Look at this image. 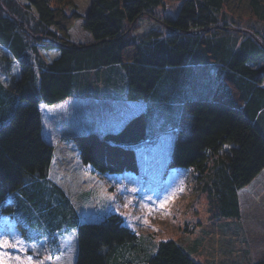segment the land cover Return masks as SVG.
Segmentation results:
<instances>
[{"label":"trees","instance_id":"16d2710c","mask_svg":"<svg viewBox=\"0 0 264 264\" xmlns=\"http://www.w3.org/2000/svg\"><path fill=\"white\" fill-rule=\"evenodd\" d=\"M54 1L0 0V64L6 72H0V214L15 220L28 243L75 232L72 264H199L181 244L155 242L115 213L81 219L50 177L53 146L43 135L41 106L80 97L145 103L119 130L77 137L81 162L104 175L136 173L144 140L156 141L182 122H225V136L207 137L199 146L190 140L185 163L210 207L224 218L238 217V191L264 168V32L238 42L224 28L208 31L229 0H182L175 17L161 20L165 34L136 38L127 26L161 0H92L83 16L90 41L74 44L52 28L67 19ZM245 1L264 22V0ZM51 52L45 59L43 53ZM13 63L17 75L11 74ZM238 128L244 131L240 141ZM225 140L238 144L229 163L217 156ZM209 159L211 175L204 181Z\"/></svg>","mask_w":264,"mask_h":264},{"label":"rangeland","instance_id":"374dc122","mask_svg":"<svg viewBox=\"0 0 264 264\" xmlns=\"http://www.w3.org/2000/svg\"><path fill=\"white\" fill-rule=\"evenodd\" d=\"M91 1L55 0L51 5L61 7L67 17L52 27L55 32L71 43H88L90 36L83 16ZM181 2L161 0L160 5L127 29L136 38L151 32L165 34L160 22L164 17H175ZM73 13L79 17L73 18ZM216 16L217 24L208 31L224 28L238 42L245 36L264 32V22L252 16L245 0L227 1ZM54 54L43 53L45 59ZM215 69L210 68L208 74L213 76ZM0 72L6 74L3 70ZM18 73L19 67L13 63L11 74ZM142 106L138 101L101 97L69 98L53 106L42 104L43 135L53 146L50 177L75 203L81 219H103L105 216L95 214L100 211L104 215L115 213L131 230L150 234L155 242L172 239L181 244L199 264H255L264 260V168L238 191L239 216L224 218L210 207L196 173L190 163H185V147L190 140L199 146L207 137L225 136V122L219 119L201 124L186 121L175 130L157 134L156 141L144 140L136 151V173L104 175L81 162L76 143L79 135L91 131L99 135L115 132L138 114ZM234 136L240 141L244 131L238 128ZM237 145L225 140L217 156L229 163ZM210 160L204 181H209L211 175ZM85 192L88 193L86 201L77 199ZM17 228L15 220L0 214V238L18 242L17 247L0 248V258L5 264H28V256L32 257L31 264H71L70 258L76 249L75 232L28 243Z\"/></svg>","mask_w":264,"mask_h":264},{"label":"snow or ice","instance_id":"6c2138e0","mask_svg":"<svg viewBox=\"0 0 264 264\" xmlns=\"http://www.w3.org/2000/svg\"><path fill=\"white\" fill-rule=\"evenodd\" d=\"M17 244H18V242L12 243L7 239L0 238V248L17 247ZM17 259H19V258L17 257ZM26 259L28 261V264H31L32 257L28 256V257H26ZM0 264H5V261L2 258H0Z\"/></svg>","mask_w":264,"mask_h":264},{"label":"crops","instance_id":"0c3cea01","mask_svg":"<svg viewBox=\"0 0 264 264\" xmlns=\"http://www.w3.org/2000/svg\"><path fill=\"white\" fill-rule=\"evenodd\" d=\"M98 98H99V97H98ZM101 98H102V97H101ZM104 99H109V98H104ZM109 100H110V99H109ZM125 102H129V101H125ZM140 102H142V101H138V103H140ZM142 103H143V106L141 107L142 109L140 110V112H142V111L145 109V103H144V102H142ZM140 112H139V113H140ZM103 213H104V211H102V212L100 211L99 213H96V212H95L96 215H103V216H104ZM101 219H102V218H99V219H91V220H88V221H97V220H101ZM73 258H74V257H71V258H70V260H71V264H72V262H73Z\"/></svg>","mask_w":264,"mask_h":264},{"label":"built area","instance_id":"2783aa9c","mask_svg":"<svg viewBox=\"0 0 264 264\" xmlns=\"http://www.w3.org/2000/svg\"><path fill=\"white\" fill-rule=\"evenodd\" d=\"M147 140H151V139H147ZM153 141L155 140V139H152Z\"/></svg>","mask_w":264,"mask_h":264}]
</instances>
